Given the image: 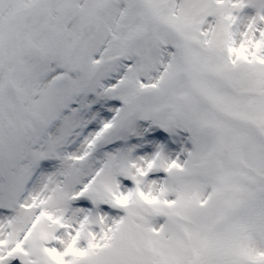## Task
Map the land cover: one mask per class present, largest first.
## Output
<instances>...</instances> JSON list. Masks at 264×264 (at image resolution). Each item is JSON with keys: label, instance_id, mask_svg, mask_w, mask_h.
Returning <instances> with one entry per match:
<instances>
[{"label": "snow or ice", "instance_id": "6c2138e0", "mask_svg": "<svg viewBox=\"0 0 264 264\" xmlns=\"http://www.w3.org/2000/svg\"><path fill=\"white\" fill-rule=\"evenodd\" d=\"M0 264H264V0H0Z\"/></svg>", "mask_w": 264, "mask_h": 264}]
</instances>
